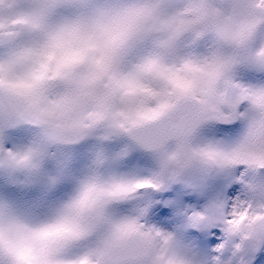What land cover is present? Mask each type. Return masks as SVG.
Instances as JSON below:
<instances>
[{
	"label": "clouds",
	"instance_id": "obj_1",
	"mask_svg": "<svg viewBox=\"0 0 264 264\" xmlns=\"http://www.w3.org/2000/svg\"><path fill=\"white\" fill-rule=\"evenodd\" d=\"M0 181V264H255L264 0H0Z\"/></svg>",
	"mask_w": 264,
	"mask_h": 264
},
{
	"label": "rangeland",
	"instance_id": "obj_2",
	"mask_svg": "<svg viewBox=\"0 0 264 264\" xmlns=\"http://www.w3.org/2000/svg\"><path fill=\"white\" fill-rule=\"evenodd\" d=\"M79 151L80 153H83L84 146H81ZM81 160H82V156H78L75 160H73V164L75 166H79ZM230 187H232V189L234 190V186H230ZM63 190H64L63 186L49 190V189H45L40 186L24 188V187H20L19 185L15 183L8 184V183H4L3 181H0V197H2L3 195H7L9 198H11L13 201L17 203H33L41 199H44L46 197H52L55 195H59ZM180 198L181 197L178 192H176L173 189H168L164 193H161L158 199L163 203L164 206H167L170 203L173 205ZM171 199L173 200L171 201ZM192 201L193 203L190 204L189 206H194L197 203H199L198 200L193 199V198H192ZM185 203L187 202L185 201ZM167 216H169L168 213L164 215V218H163L164 221H162L163 219L161 220L162 223L167 224L169 222L171 217H167ZM219 242H220L219 233L211 234L206 237V243L209 248H214L215 245L218 244Z\"/></svg>",
	"mask_w": 264,
	"mask_h": 264
},
{
	"label": "snow or ice",
	"instance_id": "obj_3",
	"mask_svg": "<svg viewBox=\"0 0 264 264\" xmlns=\"http://www.w3.org/2000/svg\"><path fill=\"white\" fill-rule=\"evenodd\" d=\"M255 264H264V253H261L257 256Z\"/></svg>",
	"mask_w": 264,
	"mask_h": 264
}]
</instances>
